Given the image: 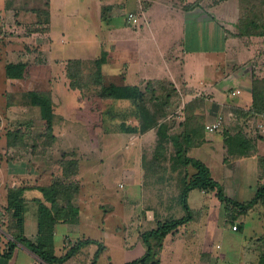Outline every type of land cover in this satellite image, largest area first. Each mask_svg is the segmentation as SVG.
Wrapping results in <instances>:
<instances>
[{
    "label": "crops",
    "instance_id": "obj_1",
    "mask_svg": "<svg viewBox=\"0 0 264 264\" xmlns=\"http://www.w3.org/2000/svg\"><path fill=\"white\" fill-rule=\"evenodd\" d=\"M31 1L35 5L26 10L27 14L23 16L26 19L28 14L32 13V19L37 18V11L43 15L44 20L38 18L36 23L44 22L45 53L50 63L89 62L105 54L106 61L101 66L103 82L108 85L138 87L143 92L144 97L140 103L131 100H107L113 103V106L119 107L123 104L128 109L123 115L108 110L104 123L110 116V120L118 121L123 118L125 128L137 127L140 123L137 108L139 104H143L155 115L157 125L142 133H128L123 130V134L133 138L132 151L135 148L139 151L145 150L143 140L151 136L155 145L152 157L148 159L150 164L155 166L161 163L166 173L168 171L173 179H178V184L166 182L167 187H163L162 180L156 185L155 190L160 197V202L156 203L160 204L161 208L156 213L153 209H146L145 220L142 222L146 228H138L141 224L139 223L135 234L130 235L128 232L123 240L117 239L120 253L130 256L129 260H124L121 264L137 260L145 254L146 248L141 235L156 229L160 222L159 217L169 218L163 207L179 198L183 188L180 181L182 183L184 178L188 181L195 173L191 166L185 167L183 171V168L177 165L174 166L177 170L171 171L174 163V148L171 142L164 143L162 150H156L160 124L167 125L166 135L169 137H182L181 134L186 131L188 144L185 147V156L207 167L211 178L220 185L224 197L242 204L251 201L255 190L264 185V100L260 99L264 97V36H237L239 17L232 19L227 11H224L226 2L213 5L209 0H93L86 5L87 0ZM39 1L41 7L38 9L36 3ZM9 5L10 2H6L4 7L9 10ZM236 6L239 10V3ZM123 8H127L126 11ZM217 8H220L218 15L215 10ZM80 13L89 16L91 21L83 18ZM129 14L134 15L136 23L128 21ZM117 19L122 21L119 24L113 23ZM254 89H257L258 99L253 97ZM27 106L32 111H38L39 120L35 121L28 116L27 120H23V135L31 137L24 143V150H19V143L11 142L12 145H9L7 141L10 135L22 137L19 120L8 122L10 125L12 121V128L6 129L4 136L1 127L5 122L4 115H1L6 111L13 116L17 109L14 108L15 105L5 102L6 110L3 113L0 101V137L5 138L3 146L0 138V264H44L21 244L15 243L13 236L18 230L7 210V195L13 188L23 189L22 234L26 239L35 242L38 204L42 202L48 205L39 188L48 187L62 175L61 170L58 176L52 177L51 156H47L51 153L50 150H36L35 146L30 144L32 139L36 141L46 135L39 109L29 104ZM26 111L24 115H27L29 109ZM23 112L20 110L18 114ZM54 118L55 116L53 125L56 123ZM219 118L222 121L221 128L214 133L206 132L205 125ZM36 124L41 129L36 130ZM184 126L187 127L186 130ZM41 134L43 136H40ZM60 161L61 167L63 158ZM139 161L142 170L141 165L145 162L142 154ZM149 162L147 161L148 164ZM131 173L129 170L127 177H133ZM76 174V178H72L77 183L78 192L72 203L78 209L77 220L71 224H57L54 227L51 245L53 253L56 257H61L78 242L89 240L94 243L81 247L63 264H98L101 258H104L105 264H117L116 260L119 258L113 256L104 243H98L102 249L95 260V253L98 251L93 245L95 241L87 239L80 230L84 207L78 203L81 202V191ZM164 179L166 180V177ZM143 180L144 173L139 187H143ZM131 185L128 186V199L132 195ZM148 192L150 190L146 193ZM194 192L196 194L194 193L193 197L190 196L191 191L188 194L190 199L187 197L192 218L189 224L193 233L195 230L191 227L195 221H203L197 229V233L203 234V244L206 238L210 237L206 220L212 206H217L218 214L224 220L225 207L212 192L198 189H194ZM136 194L140 195V190ZM178 208L179 219L185 217L187 213L180 208V203ZM259 209V213L255 210L248 211L243 218L257 215L258 219L264 221L263 208ZM247 223L246 221L245 224ZM261 224L263 227L264 222ZM60 227L61 233L58 231ZM186 230L187 224L178 227L163 239L165 249L162 247V251L160 250L161 259L159 258L158 264L165 263L164 250L170 245H179L181 239L175 238ZM217 232L218 234L216 235L215 231L214 235L227 234L231 240L236 239L233 236L236 233L229 229L222 228ZM72 234L74 236H71ZM116 235L117 231L113 233L114 237ZM248 236L250 238V235H245L239 240V250L245 247L244 239ZM167 240L170 241L168 246ZM11 242L15 247L9 258H5L3 254ZM135 248H139L140 253L132 256L130 253ZM210 252L204 257H210ZM81 258L85 261L82 262Z\"/></svg>",
    "mask_w": 264,
    "mask_h": 264
},
{
    "label": "rangeland",
    "instance_id": "obj_2",
    "mask_svg": "<svg viewBox=\"0 0 264 264\" xmlns=\"http://www.w3.org/2000/svg\"><path fill=\"white\" fill-rule=\"evenodd\" d=\"M30 1L0 0V101L3 105V113L6 110L5 102L8 105H15L14 108L17 109V112H15L13 116L6 111L5 114L1 115V117L4 115L5 118V122H3L1 126L3 136L6 134V132H4L6 129L12 128V121L11 124L8 125L10 120H19L20 130L24 129L23 120H27L28 117H31L35 121L39 120L38 111H32L29 106H27L28 99L25 97L27 92L36 91L51 96L54 106V119H56V123L52 127L53 138L50 139L45 136V138L42 137L36 141L32 139L33 142L31 141L30 144H33L36 150H44V148H46V150L48 149L51 151L47 156L48 158L51 156V174L53 178L60 174L63 163L70 161L76 163L78 169V175H76L79 190L81 191V202L79 201L78 203L84 207L80 230L84 232L87 239L96 242L93 244L95 245V250H97L99 244L101 245L104 243L109 247V251L112 255H116L119 258L116 260V263L121 264L124 260H129L130 256L127 257L126 254L120 253V245H117V239L123 240L128 232H130V235L135 234V228L139 223L141 224L138 228H146L142 223L145 220L146 209H153L156 213L159 212L158 210L161 208L160 204L156 203L160 202L158 201L160 198L157 196L158 192L155 190L156 185L163 180V187H167L166 182L169 184H175L176 182L178 184V179H173L168 171L166 173L165 168L161 167V163L155 166L150 164L149 160L151 159L150 157H152L155 145L151 136L143 140L145 150L139 151L135 150V148L132 151L133 145L131 146V142L133 138L127 134H123V130L120 127L121 124H126L123 118L117 121L116 119L110 120V116H108L102 128L97 132L95 147L91 146L85 127L83 123L77 120L75 112L77 108H81L88 100L94 99L93 94H95V89L71 88L70 84H75L78 77L74 76L75 79L71 80L68 78L67 74L73 73V67L71 68L67 65V62H49L45 53L46 47L44 46V41L46 40L43 34L45 25L44 22L36 23L38 18L44 20L43 15L37 11V18L32 19V13H29V17L27 16L26 19H24L23 16L27 14L25 12L26 10L35 5ZM209 1L214 3L213 5L226 2L227 7L224 5V11H227L232 19L241 16V10L240 8L238 10L236 6V4L239 3L238 0ZM6 2H10L9 10L4 7L6 6ZM92 2L93 0H87L85 4L87 5ZM36 4H38L36 6L37 8L41 7V1ZM3 8H5V10H3ZM42 8L44 7L42 6ZM126 9L127 8H123L124 11H126ZM219 9L220 8L215 9L217 15L220 14ZM94 12L90 11V13ZM221 12H223V10H221ZM81 14L83 18L86 17L91 21L89 16L83 13L79 15ZM121 21L122 19H117L114 20L113 23L119 24ZM8 63H25L35 66L36 70H32L23 80L10 81L5 78L3 70ZM81 66L80 71L83 75L86 76L90 73L88 72L87 65L81 64ZM101 108L105 113H108L109 110V112L118 115H123L127 111L126 109H128L124 107L123 104H120L118 107L113 106V103L107 101L101 103ZM27 109H29V112L27 115H24ZM20 110L23 112L21 115L18 114ZM34 128L36 130L41 129L38 125ZM23 133L24 131L22 130V137L16 138L15 140L16 143L20 144L19 150H24V143L30 140L29 136L31 137V135L25 137ZM42 134L40 136H43ZM0 138L3 146L5 138H2V136ZM7 140H9V137ZM130 154H132V157H130ZM141 154L145 161L143 166L141 165L143 172L139 167ZM62 158L63 163L60 167L59 163ZM129 162L130 164H128ZM174 166H176L175 163H173L171 171L177 170ZM129 170H131V174L134 178L127 177ZM182 172L183 171H181V173ZM143 173L145 180H143V187H139ZM72 177L74 178L75 176L73 175ZM72 177L70 181L73 180ZM163 177H166V180ZM129 184H132V195L130 199L127 198L128 190H130L128 189ZM181 185L182 183L180 181V186ZM168 188L173 190L171 186H168ZM139 190L141 192L140 195L136 194ZM148 190H150V192L147 194L146 192ZM160 191L162 192V190ZM190 191V196L193 197L197 190L195 192L194 189ZM190 196L188 195L187 197L189 198ZM140 198L142 201H140ZM180 201L181 196H179L178 199L176 198L175 201H173L174 203H164L167 205L166 207H168V210H166V207L163 208L167 212L166 215L169 216V218L161 219L159 217V224L179 219L178 204ZM180 208H182L181 203ZM259 210L260 209L257 210V213L260 212ZM88 213H90V215ZM87 214L89 216H87ZM191 221L192 219L186 223L187 230L176 236L175 239L178 237L181 239L179 245H170L169 248L164 250V264H257L259 257L264 253V244L262 243L264 239L263 241L260 239L264 233V225L262 227L261 224L264 221L258 219L257 215H252V218L240 219L239 222L245 221L244 223H246L247 221L248 223L245 224L242 234L233 235L236 239L231 240L227 234L216 236L218 234L217 230L222 228L225 230L229 229L232 232L237 231L232 229L233 226L231 223H227L218 214L217 206H212L209 218L206 220L210 237L209 239L206 238L207 240L203 244V234L201 232L197 233V229L201 227L203 221H201V219L195 221V224L191 227L195 230L193 233L190 229L191 224H189ZM61 230L60 227V230H58L59 233H61ZM116 231L117 235L114 237L113 233ZM215 231L216 235H214ZM253 232L257 233L253 234ZM245 235H250V238L249 236L248 238L245 237L244 242H246V245L242 249L240 247L241 250H239L237 247L239 240ZM71 236H74V234ZM165 237L163 239H165ZM163 239L161 240L160 250L163 247ZM169 240L166 242L167 246L170 243ZM150 242L155 244L153 239H151ZM132 251L133 252L130 253L132 256L140 253L139 248H135ZM161 251L158 253L156 259H161ZM209 252L210 257L208 256L205 258L204 255H208ZM186 259L187 261H185ZM81 260L82 262L85 261L82 258ZM98 264H105L104 258H101Z\"/></svg>",
    "mask_w": 264,
    "mask_h": 264
},
{
    "label": "trees",
    "instance_id": "obj_3",
    "mask_svg": "<svg viewBox=\"0 0 264 264\" xmlns=\"http://www.w3.org/2000/svg\"><path fill=\"white\" fill-rule=\"evenodd\" d=\"M239 8L241 10V16L238 18L237 23V36L243 35H256L264 36V0H238ZM105 54H101L97 59L89 62L81 61H68L67 65L73 67V73H66L68 78L75 79L74 76H78L74 83L70 84L73 89L92 88L95 89L93 94L94 99L88 100L81 108L76 109V118L81 121L85 127V131L88 136V140L91 146L95 147L97 142V132L104 125V116L106 113L101 108V103L107 100H131L134 103H140L144 97L143 92L138 87L131 86H116L108 85L103 82L101 73V66L105 63ZM81 64L88 66V72L86 76L80 71ZM32 70H36L33 65L25 63H8L4 67V74L7 80H23ZM37 72V71H36ZM81 82V83H80ZM257 89L253 90V97L258 99ZM25 97L28 99V104L33 107H37L40 111V116L43 121L44 133L50 139L52 136L54 106L51 96L46 93H39L36 91L27 92ZM260 98V97H259ZM261 101L264 100L262 96ZM96 101V102H95ZM140 117V123L137 127H127L121 124L122 130L128 133L132 132H144L151 127L157 125L155 115L151 114L143 104H139L137 108ZM162 112L163 107H161ZM165 115V113H164ZM187 124H185L186 126ZM184 126V127H185ZM187 127L184 128L186 130ZM166 124H160L158 126V144L156 150H162L163 144L171 142L174 148V163L179 167L184 168L191 166L195 173L190 177L188 181H182L181 192V205L186 211V216L177 220H171L162 224H158L157 228L149 232H145L141 235V240L145 245V254L137 260H134L125 264H158V253L160 252L161 240L171 232L175 231L178 227H181L188 223L191 218V212L187 205V195L190 190L198 189L207 192L214 193L215 198L224 204L225 207V221L231 223L232 226H236V235H240L245 228L244 222H239L248 211H257L263 208L264 215V185L259 186L253 195V198L247 204L234 202L224 197L222 189L218 183H216L210 175L207 167L197 160L188 159L185 156V147L188 144V138L186 131L181 134L182 137L174 136L169 137L166 135ZM15 135V134H14ZM10 135L8 144L15 142L16 136ZM21 138V137H20ZM77 173V165L75 162H65L62 164V175L60 178L54 180L48 187L39 188L44 200L48 205L42 202L38 204L37 213V240L31 242L26 239L22 234L23 223V189L13 188L8 191L7 195V210L10 213V217L13 220L14 226L17 227L18 233L13 236L15 243L21 244L33 255H35L44 264H63L69 258H71L81 247L84 245L92 244L93 241L85 240L80 241L61 257H56L52 249V233L57 224H71L77 220L78 209L73 205L72 201L75 198L78 187L77 183L70 178ZM237 223V224H235ZM262 241L264 239V233L261 236ZM153 239L154 243L150 240ZM259 239V238H258ZM96 243V242H95ZM264 244V241L262 242ZM14 243H9V247L3 257L9 258ZM101 246H98V251L95 253V260L98 257ZM94 264V262L92 263ZM257 264H264V253L259 257Z\"/></svg>",
    "mask_w": 264,
    "mask_h": 264
},
{
    "label": "built area",
    "instance_id": "obj_4",
    "mask_svg": "<svg viewBox=\"0 0 264 264\" xmlns=\"http://www.w3.org/2000/svg\"><path fill=\"white\" fill-rule=\"evenodd\" d=\"M128 21H131L132 23H136L137 22V19L134 17L133 14H129L128 15ZM221 124H222V121L219 118L216 121H214L213 123L206 124L205 125V130L208 133H214V132H216L217 130H219L221 128ZM232 229L233 230H236V226H233Z\"/></svg>",
    "mask_w": 264,
    "mask_h": 264
}]
</instances>
